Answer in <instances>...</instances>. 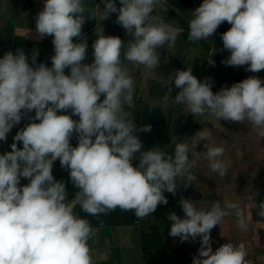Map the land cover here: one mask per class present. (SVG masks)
Here are the masks:
<instances>
[{"label":"clouds","instance_id":"1","mask_svg":"<svg viewBox=\"0 0 264 264\" xmlns=\"http://www.w3.org/2000/svg\"><path fill=\"white\" fill-rule=\"evenodd\" d=\"M103 4L98 10L87 7L84 0H44L36 16V32L40 39L53 37L51 67L37 65L38 51L31 57L35 67L23 50L0 58V141L6 140L25 112L34 110L33 119L39 121L20 129L11 151L0 154V264H95L88 244L95 229L75 214L77 205L92 216L119 207L134 210L143 219L159 204L168 203L164 193L175 195L178 179L185 187L196 180L189 153L198 156L197 146L211 141L212 133L203 129L175 143L174 155L159 146L141 151L131 113L125 111V105L132 104L135 82L124 61L143 65L150 78L168 88L165 102L174 84L179 92L173 106L186 105L193 116L207 114L216 121H247L264 138V81L252 76L213 93L209 80H198L191 68L176 70L167 79L158 76L157 49L174 45L183 31L153 15L157 6L167 10L166 0H119V8L116 0H103ZM114 13L116 23L134 37L126 50L118 36L104 35L100 23ZM192 14L188 41L207 40L226 21L231 28L221 39L230 56L222 63L247 65L245 70L253 73L264 70V0H202ZM89 19H96L97 25L94 61L87 64L82 63L88 47L82 26ZM73 38L81 41L74 43ZM208 62L214 66L212 59ZM69 110L71 115L58 114ZM139 131L148 133L151 125ZM74 133L76 147L70 144ZM17 142H22V148ZM203 147L210 170L225 178L232 163L224 158L225 149L211 143ZM138 152L139 164L134 167L131 160ZM56 160L70 170V180L79 189L70 202L64 182L53 177ZM21 177L30 182L18 187ZM179 205L184 216L168 215L169 234L182 242L200 238L192 264H250L243 243L228 242L215 252L212 249L210 232L226 217L234 215L237 227L247 231L250 217L238 202L217 200L203 210L193 200L181 198ZM252 207L264 218V202Z\"/></svg>","mask_w":264,"mask_h":264},{"label":"crops","instance_id":"2","mask_svg":"<svg viewBox=\"0 0 264 264\" xmlns=\"http://www.w3.org/2000/svg\"><path fill=\"white\" fill-rule=\"evenodd\" d=\"M116 3L119 7V0H116ZM84 4L87 7H97L98 10L104 7L103 0H84ZM43 5L44 0H0V58H3L6 52L11 51L15 54L18 49L23 50L30 66L35 67L31 64V57L34 51H38L37 65L44 63L51 67V57L55 55L53 37L47 36L40 39L36 32V16L42 10ZM85 15L87 16V13ZM153 15H158L166 23L183 29L174 45L165 44L164 47L157 49L161 60L155 70L158 76L167 79L170 73L188 68L192 69L194 75L195 63L203 58L207 59V65L210 68L208 60L215 49V38L219 30H229L226 24L220 25L207 40L190 42L187 39L190 29L172 17L167 10L163 11L160 6H157ZM100 23L103 24L105 36H118L122 40L120 24L116 23L115 13ZM96 25V19H89L82 26V37L87 40L88 44L86 59L82 63L90 64L94 61L92 44L96 39ZM80 41L81 38H73L74 43ZM121 59L123 60V56ZM228 68L227 79H230L233 84L249 78V71L245 70L247 65L241 76L238 73L240 67L229 66ZM148 71L143 65H134L132 78L135 82L133 95L135 101H132L131 106L136 109L144 106V122L151 126L164 124L163 127L166 130L167 110L171 108L170 99L167 102L164 100V97L168 95V88H164L159 80L150 78ZM259 73L257 77L264 81V71ZM65 74H70V69H65ZM210 83L213 87L214 84ZM171 88L170 95L175 99L179 89H176L174 84ZM222 88H228L227 84H220V90ZM213 93L216 92L213 91ZM137 99L139 101L136 102ZM178 107L180 109L179 105ZM58 114L71 115L63 111ZM72 118L79 119L78 116H72ZM221 121L223 127L220 132L212 129L211 126L205 127L212 133V137L211 141H202L197 146L196 151L199 155L190 152L189 160L193 162L190 171L196 177L191 186L202 192L200 198L190 200H193L198 209L203 210L210 209L212 202L217 200L229 199L238 202L245 215L250 217L248 229L247 231L240 230L234 215L226 217L210 232L213 252L228 242L243 243L247 251L246 259L250 264H264V218L257 214V208L252 207L253 203L264 202V138L259 137L252 127L248 128L241 122ZM26 125L25 121L15 125L7 134L6 140L0 141V154L11 151L13 137ZM167 130L164 135L163 133L158 134L157 137L153 134L155 128L148 133L144 132L145 142L142 138V151L156 147L153 138L165 142ZM205 143L225 149L224 158L232 162L225 178H221L218 173L212 172L208 167L209 161L206 158V149L203 147ZM70 144L73 147L78 145L75 133L70 138ZM17 147L22 148V142H17ZM69 172V169L61 167L59 160L54 161L52 174L59 173V181L64 182L67 199L70 202L79 189L72 184ZM29 182L28 179L21 177L18 187H23ZM164 195L168 203L159 204L154 213L143 219L137 218L134 210L123 211L119 207L106 214L92 216L77 205L74 209L75 214L79 218L87 219L91 227L95 229V235L88 241L95 263L192 264L193 258L198 254L200 238L197 237L195 241L189 239L182 242L179 237H172L169 234L171 221L167 218L168 215L175 212L180 218L184 216L179 205L183 195L176 202L172 193L165 191ZM252 196L255 201L251 198Z\"/></svg>","mask_w":264,"mask_h":264},{"label":"water","instance_id":"3","mask_svg":"<svg viewBox=\"0 0 264 264\" xmlns=\"http://www.w3.org/2000/svg\"><path fill=\"white\" fill-rule=\"evenodd\" d=\"M166 4L172 9L174 10L177 15L184 21L185 27L187 29H189V22L190 20L194 19L195 17L193 16V9L189 8L188 6H186L184 4V2L182 0H166ZM120 7V4H119ZM118 7V8H119ZM120 31H121V37H122V42L124 44V50L127 49L128 44L134 40V37L132 35H130L129 33L126 32V30L120 25ZM230 56V52H228L226 54V56L221 60V62L218 64V66H221L223 63L222 61L226 60L228 57ZM124 63L128 64L129 69H130V73L132 71V75H133V71H134V65L130 64V62L124 61ZM207 68H209V66L207 65ZM215 69H216V65H212L210 66V81L214 84V86L212 88L216 89L218 87V84H227L228 88H230L233 83L230 81V79H222V78H218L215 75ZM215 91V90H214ZM219 91H220V87H219ZM174 100L173 97H170V102H171V111H170V124H169V133L173 132L174 126L176 124L177 121V117L179 114V108L178 106H173L172 101ZM126 112H129L127 110H125ZM131 113V112H129ZM35 116L34 110L32 112H25L23 115L24 121L25 123L28 125L30 123L36 122L38 123L39 121H35L33 119V117ZM193 115L190 113L188 116V119L184 125L183 131L180 135V138L178 139V142H183L185 138L188 137V132H189V128L191 126V122L193 120ZM135 126L137 131L134 133L135 135L138 136V138L140 139V141L142 142V134L141 131H139V124L136 120V118L134 117V115L131 113V117H130ZM207 118L208 115H207ZM214 124H218L219 128L222 129V125H220V123H218L219 121H216L214 119L209 118ZM223 130H225L223 128ZM176 136H172L171 137V143H170V147H173L174 142H175ZM142 151V149H141ZM174 147L169 151V155H174ZM139 155L140 153H135L134 154V158L131 160L132 165L135 167L138 162H139ZM181 195H183V199H198L202 196V192L200 190H198L197 188L191 186V184H189L187 187H185L183 184H181L179 182V179L177 181V190L175 193V202L181 197ZM95 264H113L111 262H102V263H95Z\"/></svg>","mask_w":264,"mask_h":264},{"label":"trees","instance_id":"4","mask_svg":"<svg viewBox=\"0 0 264 264\" xmlns=\"http://www.w3.org/2000/svg\"><path fill=\"white\" fill-rule=\"evenodd\" d=\"M184 2V4L186 6H188L191 9H195L197 6H199L200 3H202V0H182ZM167 11L171 14L172 17H174L175 19L181 21L182 24H184V21L177 15V13L172 10L171 8H167ZM226 32L225 30H219L218 31V35L217 38H215V49L213 54L211 55V58L215 63L214 65H216V69H215V75L218 78H222L225 79L228 76V67L226 66L224 63L221 66H218V64L221 62V60L226 56V54L228 53L227 50H224L223 48V42L221 39V35ZM207 65V59L203 58V59H199L196 63H195V67H194V76L198 79L203 81L205 78H207L210 82V68H206ZM210 66H212V64H210ZM245 66H241L240 69L238 70L239 75L241 76L243 74V70H244ZM219 87L220 84H218V87L216 89L212 88V90L215 92L219 91ZM179 92V90L177 91V93ZM176 93V94H177ZM101 100H103V96L101 97ZM139 101V99L136 100V102ZM125 110L131 112L134 117L136 118L139 126H141V113L137 111V109L134 106H128L125 105ZM69 113H71V111H68ZM35 113V111H34ZM21 123H24V120L22 118ZM193 133L192 129H189L188 132V137ZM139 163V162H138ZM54 179L56 181H59V173H56L53 175Z\"/></svg>","mask_w":264,"mask_h":264},{"label":"rangeland","instance_id":"5","mask_svg":"<svg viewBox=\"0 0 264 264\" xmlns=\"http://www.w3.org/2000/svg\"><path fill=\"white\" fill-rule=\"evenodd\" d=\"M225 24H226L227 28H229V29L231 28V25L228 22H226V21L223 22L221 25L224 26ZM262 71H264V70H261L259 72L262 73ZM259 72L253 73V72L249 71L248 74H249V77H252V76H256L257 77L260 74ZM179 106H180V110H179V114H178V120H177V123H176V127L174 128L172 133H169V130H167L168 126H169V115H170V110H167V115H166L167 140L165 142H163L161 140L153 138V142L156 143V147L159 146V147H161L162 150H164L166 152H168V150H170V148H172V147H170V144L168 145V141L171 138V135H176L177 137L180 136L182 126H183V124H184V122H185V120L187 118L188 113H189L186 105H179ZM143 107L144 106H142V108H137V111L141 113V126L140 127H143V126L147 125L144 122L145 119L143 120V116H144L143 113L145 111V107L144 108ZM146 122H147V120H146ZM218 123H220V125H222L221 124L222 123L221 120ZM241 123H242V125H244V126H246L248 128L252 127V125L249 122H247V121L241 122ZM161 124H163V123H161ZM163 125L160 126V124L159 125L155 124V125L151 126V129L155 128V131H154L155 133H153V134L156 137L158 136V134H162V133H163V135L165 134L166 130H165V127H163ZM208 126H211L212 129L220 132V128H219L218 124H214L209 118H207V114H205L204 116H194L193 123H192V128H193L192 135H194L196 132H198L200 130L205 129V127H208ZM191 136H189V137H191ZM144 137H145V133L142 132V138L144 139V142H145V138ZM189 155H190V153H189Z\"/></svg>","mask_w":264,"mask_h":264},{"label":"flooded vegetation","instance_id":"6","mask_svg":"<svg viewBox=\"0 0 264 264\" xmlns=\"http://www.w3.org/2000/svg\"><path fill=\"white\" fill-rule=\"evenodd\" d=\"M213 91V90H212ZM179 108V107H178ZM180 110V109H179ZM170 111H171V108H170ZM189 114H190V112L188 113V115H187V118H186V120H185V122H184V124H183V126H182V129H181V133H182V131H183V128H184V125H185V123H186V121H187V119H188V116H189ZM194 118V117H193ZM177 120H178V117H177ZM176 123H177V121H176ZM192 123H193V120H192V122H191V126H192ZM169 124H170V115H169ZM222 124V123H221ZM191 126H190V128L189 129H191ZM176 127V124H175V126H174V128ZM168 129H169V126H168ZM174 130V129H173ZM181 133H180V135H181ZM172 136H176V135H171V137ZM180 138V136L179 137H177L176 136V139H175V142H174V144L175 143H177L178 142V139ZM171 143V138L169 139V141H168V145ZM173 147H174V145H173ZM172 147V148H173ZM172 148H170V150L172 149ZM170 150H168V153H169V151ZM175 196V195H174ZM174 198V197H173Z\"/></svg>","mask_w":264,"mask_h":264}]
</instances>
